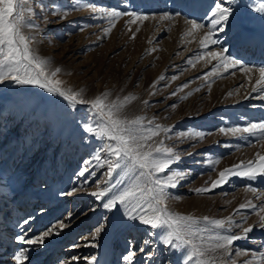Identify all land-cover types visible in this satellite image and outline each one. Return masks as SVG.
<instances>
[{
    "label": "rangeland",
    "instance_id": "obj_1",
    "mask_svg": "<svg viewBox=\"0 0 264 264\" xmlns=\"http://www.w3.org/2000/svg\"><path fill=\"white\" fill-rule=\"evenodd\" d=\"M84 2L105 10L134 11L148 19L133 24L130 17L121 16L105 34L111 24L99 12L74 10L63 19L51 15L71 8L78 0H31L35 13L32 22L38 27L26 26L25 34L33 37V52L48 61L51 70H61L56 78L63 82L62 87L83 90L85 100L105 92L110 94L109 102L135 97L121 116L143 117L145 127L159 124L170 129L150 143L162 140L164 147L173 148L181 157L167 170V174H185L177 187L166 190L168 210L201 220L205 216L232 217L228 234H241L243 228L254 225L247 239L232 245L231 260L235 264H245L252 253L264 252V228L259 226V217L246 209L237 211L248 201L258 206L264 202V177L257 181L231 176L222 187L203 194L196 192L198 188L210 187L224 169L253 160L258 152L264 154V140L219 131L222 127L264 122V105L260 102L264 94L251 91L255 84L251 77L256 75L259 79V73L246 75L238 67L228 72L220 68L218 75L209 76L217 62L197 59L206 51H218L223 46L244 66H264V42L257 35L259 28L264 29V13L253 8L264 0H235L225 32L217 34L221 44L209 45L207 49L199 43L207 27L187 36L191 25L185 20L208 25L211 9L222 0ZM165 14L174 18L161 19ZM85 123H99L88 104L70 105L35 85H17L10 80L0 83V194L12 200L29 199L28 211L19 220H30L21 230L23 234L28 230L26 238H34L60 221L67 225L62 231L57 228L59 235L47 238L46 246L23 245L18 249H30L27 255L31 264H37L39 256L55 244L58 250L73 248L69 258L80 261L78 264H89L93 256L96 264H104V252L98 246L116 233L111 222L113 212L105 210L90 193L97 191V185L115 193L131 181L119 170L108 181L107 164L98 165L95 160L97 154L102 161L108 158L101 151L108 141L86 133ZM194 132L203 133V138L184 135ZM85 168V176H80ZM160 178L164 179L165 174L161 173ZM120 181L123 183L115 187ZM248 187L256 189L255 195L246 191ZM74 189L77 191L73 195H62ZM40 200L44 203L36 207ZM68 213H72L70 222ZM97 228L101 231L94 240ZM120 231L110 243L111 264H125L123 257L129 251L135 252L133 264H175L181 253L165 248L160 229L133 222ZM68 234L72 239L64 241ZM12 240L15 242L16 237ZM32 248L36 250L31 251ZM236 252L242 254L237 256ZM61 262L60 258L54 260V264Z\"/></svg>",
    "mask_w": 264,
    "mask_h": 264
},
{
    "label": "snow or ice",
    "instance_id": "obj_2",
    "mask_svg": "<svg viewBox=\"0 0 264 264\" xmlns=\"http://www.w3.org/2000/svg\"><path fill=\"white\" fill-rule=\"evenodd\" d=\"M233 4H235V0L215 2L210 11L208 25L186 19L185 22L191 25V29L186 35L193 36L197 30L207 27L206 34L199 41L202 48L207 49L209 45L221 44L217 34L225 32L234 13L231 6ZM253 8L257 12L264 13V3L258 7L254 5ZM83 9H88L92 13L99 12L101 18L110 21L111 26L105 29V34L111 31L115 20L121 16L130 17L129 22L133 24L148 19V16L141 13L121 12L115 9L105 10L87 4L84 0H78V3L71 8L54 11L51 15L63 19L69 12ZM34 15V6L31 4V0H0V83L10 80L17 85H35L49 94L62 97L70 105H90V110L98 117L99 123L96 126L85 123L83 130L100 140L108 141L101 147V151L105 152L108 158L102 161L101 156L97 154L95 156L97 164H107L108 181H111L118 170L119 174L131 181L126 187L115 193H112L111 188H101L97 185V191L90 195L101 202L102 207L108 212L119 211V208H123L124 215L128 220H138L140 224L148 225L153 230H162L163 244L166 249L182 250L186 253L184 264H235L231 260L232 245L235 241L247 239L248 234L254 230L255 226L250 225L243 228L241 234H228L233 226L232 217L209 219L205 216L201 220L169 211L166 205L169 194L166 190L177 187L179 182L185 178V174L179 171L167 174V170L173 164H178L181 157L175 153L173 148L164 147L162 140L159 143H150V141H154L155 137H158L162 132H169L170 129L163 128L159 124L154 127H145L143 117L137 116L134 119L122 117V110L135 97H125L122 101L109 102L110 94L105 92L92 100H85L83 90L73 91L71 88L62 87L63 82L56 78L61 70L59 68L51 70L49 62L36 55L30 47L33 37L25 34V28L26 26L32 29L38 27L32 22ZM175 15L180 14L176 13ZM173 18L172 14H165L161 17L165 20ZM228 52V48L221 46L218 51H206L197 59L207 58L209 62H217L212 72L207 74L209 76L218 75L220 68H223L224 72H228L230 68L238 67L246 75L258 72L259 79L255 81L251 91L264 94V66H244L228 55ZM189 63L191 64L192 61L190 60ZM152 123V121H148L149 125ZM219 131L225 135L237 136L239 134L241 138L245 135L256 136L258 139L264 140V122L250 123L246 127H222ZM184 135L202 139L204 134L194 132ZM86 171L87 168L82 170L79 175L85 176ZM161 173L165 174L164 179L160 178ZM231 176L246 177L249 180L264 177V154L258 152L255 159L224 169L219 172L218 178L211 182L210 187L198 188L196 192L203 194L222 187L228 183ZM120 183L123 181L118 182L115 187H119ZM74 191L77 189L62 193V195L71 196ZM246 191L252 192L254 195L256 193V189L253 187L246 188ZM241 209L249 210L258 216L259 226L264 228V202L258 206L248 201L241 204L237 211ZM71 217L72 213H68L69 222ZM29 223V219L23 221L24 225ZM66 226L64 221L57 222L56 225L50 226L34 238H26L28 230L25 229L24 234L16 237V241L20 244L43 247L46 246L47 238L59 235L57 228L62 231ZM100 231V228L96 229V233L93 235L94 240ZM147 243L148 241H145V244ZM92 246L96 247L95 244ZM35 250L36 248L31 249V251ZM29 251V248H23L16 252L13 256L15 264H25L26 261L31 264L30 257L27 255ZM241 254V252H236L237 256ZM134 256L135 252L129 251L123 257L125 264H133ZM96 261L97 258L93 256L89 259V264H96ZM245 264H264V252L252 253L251 259L245 261Z\"/></svg>",
    "mask_w": 264,
    "mask_h": 264
},
{
    "label": "bare ground",
    "instance_id": "obj_3",
    "mask_svg": "<svg viewBox=\"0 0 264 264\" xmlns=\"http://www.w3.org/2000/svg\"><path fill=\"white\" fill-rule=\"evenodd\" d=\"M257 35L261 36L264 42V29L263 28H259V33H257ZM251 78H252L251 80L252 82L253 81L255 82L257 79L256 75H253ZM260 102L262 105H264V96L260 99ZM27 194H28V191H27ZM28 201H29L28 198H22V200H17L15 198L12 200V199H8L6 195L0 194V204H1L0 205V212H1L0 213V264H15L14 259L13 258L11 259V257H13L16 254V252H18V249H20L23 245H26V244H20L17 241L14 242L12 238L23 234L21 230L26 225H24L23 222L19 223L20 222L19 220L22 219V216L25 215V213H27L25 211L26 210L28 211V204H29ZM40 201L36 203L37 204L36 207L44 203V201L42 200ZM30 213L28 214L30 215ZM96 218H97V215H96ZM111 222H112V226L117 228L116 233H114V235L112 234L113 236L109 237L106 241H102L98 246L104 252V264L112 263L110 261L111 260L110 243L112 242L114 237H116L118 233L121 232L120 230L123 227L125 226L129 227V224L131 226V223L133 222L135 223L139 221L138 220L137 221L128 220L124 215L123 208H119V211H113L112 216H111ZM71 239H72V235H69L65 237L64 241H69ZM72 252H73V248H71L70 246H66V247H63L62 250L60 249L58 250V244H55L53 247L50 248V250H48L47 252L45 251V253L39 256L40 260H38L37 264H54V260L58 258L62 259V262L60 264L80 263V261L76 259L69 258ZM185 259H186V253L181 250V253L178 256L175 264H184Z\"/></svg>",
    "mask_w": 264,
    "mask_h": 264
}]
</instances>
